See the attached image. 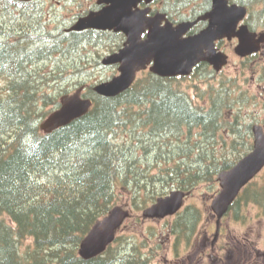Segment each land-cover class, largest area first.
<instances>
[{"label": "trees", "instance_id": "obj_1", "mask_svg": "<svg viewBox=\"0 0 264 264\" xmlns=\"http://www.w3.org/2000/svg\"><path fill=\"white\" fill-rule=\"evenodd\" d=\"M230 2L264 6V0ZM49 5L44 9L36 0H0V76L6 81L0 96V264H150L154 255H143L133 235L120 238L118 233L103 254L90 260L77 251L112 207L129 201L135 210H143L172 190L211 186L220 172L250 151L251 124H244L247 114L240 107L249 101L247 93L219 78L215 88L196 87L201 100L196 103L181 89L180 78L146 73L116 97L98 96L93 86L103 78L91 79V72L99 62L94 60L91 70L83 67L88 59L81 51L113 41L114 52L123 36L65 31L87 11L50 29L59 18L51 16L54 6ZM166 10L174 21L189 20L198 11L193 9L189 17L175 0ZM71 66L75 71L67 74ZM83 84L84 96L93 103L90 111L42 133L39 125L58 98ZM119 132L126 133L122 142L117 141ZM224 146L235 151L232 159L220 154L218 148ZM262 179L244 188L243 199L232 204L238 219H243L246 203L263 207ZM182 213L171 233L176 242L183 238L188 243L200 212L188 207ZM27 239L31 244L25 247Z\"/></svg>", "mask_w": 264, "mask_h": 264}, {"label": "water", "instance_id": "obj_2", "mask_svg": "<svg viewBox=\"0 0 264 264\" xmlns=\"http://www.w3.org/2000/svg\"><path fill=\"white\" fill-rule=\"evenodd\" d=\"M154 0H98L104 6L98 11H90L81 16L68 31L84 30L121 33L125 37L122 47L102 59V65H117L118 74L93 87V91L103 97H115L127 91L133 84L137 72L146 69L163 78L189 75L199 62H206L218 71L226 64V56L216 53L214 42L219 39L238 38L235 53L241 57L257 52L264 34L256 39L246 25L236 31L237 25L246 15V7L229 4L228 0H211V10L195 21H184L173 25L163 13L148 16L150 8L139 9L141 3L150 4ZM200 20L208 25L199 33L184 35ZM162 22H164L162 24ZM145 37L142 38V35ZM82 88L74 94L63 96L60 106L40 124L44 133L70 124L84 116L92 101L81 97ZM253 146L230 170L217 176L220 191L212 199L211 210L219 220L237 197L240 190L264 167V131L259 125L252 128ZM187 194L171 191L142 211L147 219H163L177 213ZM130 216L128 210L115 206L100 221H97L82 239L78 255L89 260L103 253L114 239L117 230Z\"/></svg>", "mask_w": 264, "mask_h": 264}, {"label": "rangeland", "instance_id": "obj_3", "mask_svg": "<svg viewBox=\"0 0 264 264\" xmlns=\"http://www.w3.org/2000/svg\"><path fill=\"white\" fill-rule=\"evenodd\" d=\"M36 1L38 3H43L44 9H48L50 3L54 6L52 9L53 14H51V16L59 18V20L57 21L56 19H53L52 24L48 26L50 29L54 28L56 22L60 23L61 19L69 20L76 14L90 10V8L98 2V0ZM207 4V0H192L190 4L185 6L186 8L183 7V13L186 14L188 12L187 10L192 9L202 10L207 7ZM248 10L249 15L247 22L254 25L257 31L264 29V6L253 5L248 7ZM93 46L94 45H86V49H83L80 55L88 59L86 62L81 63L82 66L87 67V69L91 68L94 60L95 62H99L98 65L100 66L94 67L91 72V79L99 77L110 79L111 77L116 76V66L105 67L101 65V60L113 50L117 49L116 44L113 41H104L99 44L97 48H93ZM223 47L226 48L230 60L220 74L214 76L204 72L193 78H187L181 82V89H183L194 102L200 103L199 91L204 90L205 85L211 88L217 87L219 84V82H217V77H225V85L231 86L236 91L239 90L247 93L249 101L240 106L242 115L244 116V113L247 114V116L243 117L244 124H259L264 127V49H262L256 57L245 62L235 56L233 52V48L235 47L234 44L231 46L224 44ZM107 48H111V51ZM75 60L76 62L74 64H77V58H75ZM74 64L72 61V65ZM74 71L71 66L68 67L66 73L71 74V72L74 73ZM142 77L143 74L138 75L139 79ZM103 79L99 80L104 81ZM5 85V78L0 76V96L5 93L3 90ZM196 87L199 91H196ZM46 90L50 92V94H56V91L53 89L46 88ZM76 90L77 89L72 90L70 92L71 94H69H74ZM46 107L48 111L53 110L52 107H49L48 105H46ZM125 138L126 133H118V142H122ZM251 140L253 142V138H251ZM218 150H220V154L223 156L226 155L229 159H232L235 155V151L232 149L230 150L227 146L218 148ZM262 177H264V169L256 178L258 180L253 183H258ZM262 183H264L263 179L260 181V184ZM219 190L220 187L215 178V182L211 186L206 183L198 184L193 191H190L188 197L184 200L182 212L188 207H196L200 212V217L193 231L196 236L191 238L189 243H187L186 240H182L183 238L180 243H177L176 236L171 234L174 223L176 221L177 223L180 222L176 216L162 220L145 219L141 215L143 210H135L129 205V201L118 204L130 211V217L125 221L124 229L120 231L121 234L119 232L118 236L121 238L123 234L128 236L133 235V242L141 248V253L143 255H154V258L150 260V264H216L215 257L223 256L224 261L226 260L227 250H222V248L229 243H232V246L235 245L237 257H240L241 254L244 256L245 252H247L246 256L248 259L243 260L246 264H264L262 256L259 258L257 257L258 254L264 252V215L261 210L264 208V202L262 201L263 207L256 203L244 207L242 209V212L246 215L244 221H237L239 220L237 219L238 216H234L233 211L229 213L222 220L220 225L221 229L217 234L215 231L216 217L213 214L210 205L213 197L217 195ZM117 194H119V191ZM121 199L125 200V195H122ZM150 205L151 204L148 206ZM182 214L184 215V213ZM176 233L180 234L179 228L176 229ZM213 234H216L215 240ZM207 238L209 240H205ZM211 241L215 242V244L212 243L211 248L209 249V243ZM141 243H144L146 247L142 248L140 246ZM30 244V239H27L24 242L25 247ZM233 262L235 263V260ZM238 264H241V261H238Z\"/></svg>", "mask_w": 264, "mask_h": 264}, {"label": "flooded vegetation", "instance_id": "obj_4", "mask_svg": "<svg viewBox=\"0 0 264 264\" xmlns=\"http://www.w3.org/2000/svg\"><path fill=\"white\" fill-rule=\"evenodd\" d=\"M172 1H174V0H154L150 4V8H151L150 15H154V13H156V12H162V10H166L167 9V4L169 2H172ZM175 1H179V3H180L181 6H186L187 4H190L191 3V2H189L190 0H175ZM207 2H208V4H207V7H205L206 9L203 10V11H201L199 14H204L207 10L210 9L211 2H210V0H207ZM141 7L143 8L144 5H141ZM98 9H99V7H97L95 10H98ZM187 11H189V10H187ZM164 14H166V13H164ZM199 14H197V16ZM244 23L248 26V28H249V30L251 32H255V33H258V34L261 33V32H264V29L257 31V29L255 28L254 25H252V24H250V23L247 22V19L244 21ZM206 26H207V22L200 21L196 26H194V28L188 33V35H192L194 33H197L199 31L203 30ZM236 43H237V40L236 39H232V40L220 39V40L215 41V49L218 52H222V53L226 54L227 57H228V62H229L230 56H229L226 48L223 47V45L224 44H228L229 46H231L233 44L236 45ZM262 49H264V41L261 44L260 51L257 54H253V55H250V56L244 57V58H239V57L238 58L241 59V60H243V61H245V62L246 61H249V60L253 59L254 57H256L262 51ZM233 50H234V48H233ZM211 69L212 68L209 65H207V64L206 65H200L198 67V70L199 71L209 70L210 73H214ZM213 238H214V240L216 239V234H213ZM205 240H209V239L207 238ZM213 241H211L209 243V249L211 248L212 243L215 244V242H213ZM222 250H225V251L227 250L226 260L224 261L223 256H221V257L220 256L219 257H215L216 264H233L234 263L233 262L234 260H235V263L234 264H238V261H241V264H246V262H244L243 260L244 259H248L247 256H246L247 252H245L244 256H243V254H241L240 257H237L236 256V251H235V245L232 246V243L231 244L229 243V244L224 245L223 248H222ZM261 256H262L263 262H264V252L257 255L258 258L261 257Z\"/></svg>", "mask_w": 264, "mask_h": 264}]
</instances>
